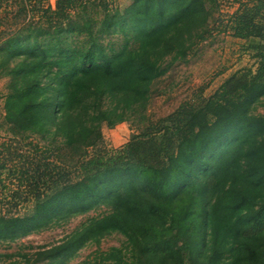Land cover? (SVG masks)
I'll return each mask as SVG.
<instances>
[{"label":"trees","instance_id":"trees-1","mask_svg":"<svg viewBox=\"0 0 264 264\" xmlns=\"http://www.w3.org/2000/svg\"><path fill=\"white\" fill-rule=\"evenodd\" d=\"M129 1L0 0V244L85 216L0 264H68L87 246L81 264H264V0L231 14L219 0ZM221 34L254 70L152 118L156 82ZM122 122L133 135L109 148L102 130Z\"/></svg>","mask_w":264,"mask_h":264},{"label":"rangeland","instance_id":"rangeland-1","mask_svg":"<svg viewBox=\"0 0 264 264\" xmlns=\"http://www.w3.org/2000/svg\"><path fill=\"white\" fill-rule=\"evenodd\" d=\"M56 0H49L54 7ZM129 0H118L120 8L129 4ZM221 12L231 14L237 8L233 0H219ZM243 41L232 38L229 35H216L202 43L196 49L194 55L187 64L176 66L154 85L151 103L147 113L154 119L166 116L177 108L181 102L190 99L199 89L204 90L205 95L213 93L220 84L232 73L251 68L254 70V60L243 51ZM5 79H0V95L5 92ZM264 113V109L259 110ZM131 124L122 122L112 129L103 128L102 133L109 148L119 149L133 135ZM6 138L3 126L2 99L0 98V142ZM99 212V211H98ZM95 212L87 216H94ZM85 216L72 219L67 225L52 228L39 233H32L14 243H1L0 252L11 253L24 247L36 248L57 243L64 236L77 227ZM124 242L120 235H112L102 241L100 249L107 250L110 247H119ZM96 247L87 246L78 252V255L68 264H81L94 252ZM30 251V250H29Z\"/></svg>","mask_w":264,"mask_h":264}]
</instances>
